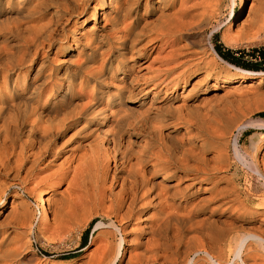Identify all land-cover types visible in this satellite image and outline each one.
<instances>
[{"label": "bare ground", "instance_id": "obj_1", "mask_svg": "<svg viewBox=\"0 0 264 264\" xmlns=\"http://www.w3.org/2000/svg\"><path fill=\"white\" fill-rule=\"evenodd\" d=\"M4 1L3 8L0 7L3 10L0 11V15L2 13L4 15L10 11L9 8H5L6 5L4 6L6 3L9 5V0ZM149 1L150 0H144V4L147 5ZM202 1L203 0H195V2H193V0H180L178 9H174L175 11L169 10L170 13H168L171 16L167 18L166 15V17L163 15L167 19L158 23L157 26L159 25V27H157L155 31H153L155 27L153 28L152 33L155 32L154 36H151V38L137 47V40L140 38L141 34L140 31H136L135 23L138 19L142 18L143 13L139 11L142 0H118V6L114 5L116 2L113 4L118 20L115 19L117 21L111 26V28L114 27L116 30L115 32L113 30L114 28L112 29L113 32H115L116 38L114 51L118 54L123 53L124 55L125 49H129V51L131 50V54L133 50L136 51L135 53L140 54L142 49H146L145 44L148 45L158 40L160 43L162 42V44L158 45V50H160L162 46L165 48L164 45L167 47V50L165 49V55H163L161 59L163 65L165 64V67H163L164 73L171 74V72H177L175 71L177 68L182 66L184 68V66H186L180 73L178 71L177 75L174 73L175 77L172 79L175 83L180 81L183 84L186 83L189 77L185 76L183 78L182 76H184L193 65H191L192 63L189 64L190 61H188V59L180 62V58L182 57L181 49L183 48L179 46L178 40L184 32L182 29L184 30V27L187 28L188 25H191L188 22L191 15L201 13L200 9L202 8L199 9V7H202L204 3V1ZM243 1L244 0H240V9H242ZM96 2L98 3V8L95 7V5L91 6L90 2L86 0L67 1V3L71 5L72 12H77L78 14L83 13L82 15H84L85 12H89L88 16L91 17L93 21L96 20L98 9L101 11V18L105 17L106 3L108 5L110 4L108 0H96ZM160 3L165 4L166 2L162 0ZM170 3L173 4V2ZM197 5H199V7H197ZM57 7H59L58 4ZM57 7H54L55 9L48 12L47 8L43 5V1L36 0L28 6H18L16 8L17 15L14 19H11V21L7 22V16H5V18L3 17V21L0 18V22H3L0 23L3 25V44L0 42V45H3L0 47V74L3 77V86H0V96L3 95V97H0V171L3 172L12 169L15 176H18L19 172H23L24 178L35 177L37 179V174L42 173V171L47 168L50 169L49 166L53 164L55 158L62 155L64 152L62 145H60V143L58 144L59 138L62 139V136L66 132L72 131L69 138L66 139V142H70V144L77 149V152L74 147V150H71V155L73 157L70 158H73L72 161L74 163L70 165V162L66 163L67 158L61 159L63 162L66 160L65 164H69V169L56 166L53 169L57 167L59 169H57L58 171L56 172L53 170V174L48 173L49 175L45 177L42 176V178L39 176L41 181H46V179L53 176L57 179L58 183L69 176L68 183L66 184L69 193L60 198L58 197L59 199L55 197L58 201L47 202V200L51 201L49 199L54 197L52 196L54 194L53 185H49L47 189H43L45 190V192L43 191L44 194H48L45 199L42 198L46 200L47 204L50 203L49 207L51 209L53 226L54 223L60 226L62 223L65 225V223L67 224V222H71V220L75 221L74 218L78 215L81 216V211L85 212L86 208L90 207V205L104 206L107 207L115 217H119L121 221L130 217L134 220L136 225H140L139 227H141V229H139L140 231L136 232L137 236L135 237L136 239H134L135 245L140 249L137 250L135 248L136 252L133 251V253H129L127 264H264V192L260 195L257 194L256 197L260 198L258 201L259 203L253 205L248 201V197H242L241 189L237 188L236 185H231L228 191L225 190V186H220L218 183V174L220 173L219 168L221 166L214 165L218 156H213V160L210 156L206 155L208 152L207 148L210 145H208L206 137L209 132L205 135L206 133H202L204 130L201 132L194 129L196 126L198 128L200 125L199 123L203 124L206 120H209L206 126L209 125L210 129V120H212L211 110H213V113L218 111V107H214V105L217 106V104H215L217 102L214 101L218 100L215 93L211 95H202L199 102L197 104L195 103L196 105L193 103L192 105L188 103L184 104L183 102V106L173 107L172 111L170 110L173 117L175 116V118L180 119L179 122L183 124L184 133L181 135V140H177L173 145H169L165 142L166 135H163L162 129H164V124L171 117L166 118V116L160 114L159 117H157L158 122L151 124L149 129L143 127L148 119H152V117L147 116L148 114H145V116L143 114L141 117L138 116L128 121L124 107H122L123 109L121 108L123 102L120 99L119 93L116 97L110 95L109 98L107 96L106 99H103L101 96L102 92L98 91L86 95L87 100L85 101L83 99V94L79 91L75 99H73L72 94L68 96V91L73 87V84L71 80L67 79L68 82L66 84H58L56 82L58 86H56L54 92L52 90L51 92L53 93H51V95L46 94V96H44L43 91L40 90L41 85L39 86L30 80L27 81V76L30 71L35 72L34 80L36 74L42 73L44 65H46L47 53L54 46L55 48L59 46L61 49L71 47L69 42H64L67 40L62 38L64 34L61 35L60 33L64 25L71 19L69 18L70 16L67 15V19L62 26L63 21L61 17H65L70 10L67 11L68 8L65 7V4L62 6L65 7V10H60ZM161 8L160 6V10ZM196 11L198 13H196ZM187 15H190V17L186 22L184 20H186L185 18ZM258 17L260 16L258 15ZM193 18H197V16ZM192 19L190 23H194L193 20H196ZM147 21L141 23L143 24V26L141 25L142 28L148 27L150 22ZM260 21L262 22L260 25L264 27V19L260 18ZM260 21L258 22L260 23ZM154 25L155 23L153 26ZM242 25L243 21H240L237 25V29H240ZM191 26H188V28ZM1 29L0 27V30ZM143 31L145 30L143 29ZM227 33L228 32L225 34L223 33L221 39L226 44H230L236 36L231 40L233 36L231 35L232 33ZM71 34L72 39L68 40H71V42L77 46L79 44V39L75 34ZM145 34V36H147L148 33ZM239 34L241 35L240 32ZM112 35L114 36L113 33ZM235 35L239 36L238 34ZM244 35L245 33L243 36ZM60 40H63V43L58 45L57 42ZM146 42L149 43L147 44ZM91 45V42H86V44L83 43L84 48H89L91 52H89L87 58H85L82 63L78 64L79 69H84V74L80 77V81H83V84L79 86L84 85V83L87 85L89 81H93L92 84L94 85L95 81L99 79L104 82L105 79H101V77H103V68L105 65L108 64L109 66L110 64L111 58L104 56V50L102 52L100 45L98 47L94 44V46ZM97 51L102 55L101 58L97 56V58L99 57L101 59V62L98 67H93L95 65H93L90 59ZM160 52L162 51L160 50ZM160 52L159 55H161ZM127 58L130 60L132 59L130 56ZM204 59L202 55L192 57L193 61L195 60L197 63L202 62L205 67V73L200 77L201 80L212 78V67L215 62L214 59ZM158 60L160 59L158 58ZM74 65L76 66V63ZM126 66L128 67V64H122L121 70L123 71ZM198 68L199 67H196L195 69L198 70ZM50 71L48 70V72ZM51 73L52 71L50 74ZM14 74L15 78L13 77ZM255 75L259 76L256 83L259 84L264 72L244 71L243 73H239L237 81L242 82L254 78L252 76ZM59 76L60 75H58V78ZM135 77L136 76L133 77V81H135ZM222 78L218 75H214L213 82L203 90L209 89L210 92H213L216 83L219 80L223 81L224 78ZM76 83L77 82H75V84ZM88 85H90V83ZM126 86L127 85H124L123 87ZM192 86H194V84H192ZM234 86L235 87L231 89V93L240 100L244 97H248L249 92L254 91L256 88V86H254L240 91L238 85ZM96 87L98 88V86ZM58 97L61 99L59 98L58 100L60 101L57 103L56 98ZM100 104H103V106L99 107L98 111L96 108ZM114 105H117V109H112ZM184 110H187V114L182 113ZM188 114L194 115L195 119L187 118V116L189 117ZM128 118L130 117L128 116ZM95 121H97L98 124H104V126L100 128V133L97 132L100 134L99 137L96 135V137H94L96 140L92 138V143L95 141V144L93 143L92 145L91 143V145L86 147L85 144L88 143L84 144V141L86 138H89L87 137L88 133L92 131L91 126ZM123 121L126 123L124 129L123 126L121 127L120 125ZM197 123L199 125H197ZM251 124L264 126V122L261 120H250L240 123L237 129H243ZM149 125L150 124H148V126ZM213 126L211 125L210 131L213 130ZM95 128L93 130H95ZM200 128L202 130L203 127ZM193 129L195 131H193ZM213 131L215 132L216 130L214 129ZM205 132L207 131L205 130ZM213 135L216 136L215 133H213ZM213 135L210 136L213 137ZM131 136H135L137 139L133 140ZM260 138V133H255L251 136V146L254 151L251 153L252 159L251 162H249V168H251V171L258 177L256 180L264 186V164L262 165L263 167L259 166L257 157L258 152L256 150V144ZM64 141L65 140H62L63 143ZM134 143H136V145ZM176 149L178 151H176ZM174 151L177 152V155ZM235 152H237V149ZM61 160L59 163H62ZM242 160L244 161V158ZM68 161H71V159L69 160L68 158ZM110 162L113 163L112 166ZM61 165L63 166V164ZM180 172L181 174H179ZM49 180H51V178ZM49 184H51V181ZM115 187H118L117 192L114 191ZM251 191L250 194L256 195L253 187ZM39 192L41 193V191ZM1 198L2 195H0V200ZM110 211L108 212L111 213ZM48 212V207L43 208L38 228L43 230L46 229L47 220L50 218ZM9 214L10 216L12 215L14 219L10 218L13 220V223L23 224V227L27 225L29 215H31L26 207L22 206L21 208H16L13 202L11 203ZM8 220L9 218L7 221ZM53 226L52 228H54ZM108 227L120 229L113 222H110ZM136 228L138 229V227ZM41 229L39 230L41 231ZM62 229L63 227H61V230ZM57 232H59L58 227ZM48 233L50 235L49 230L47 234ZM41 235L44 234L41 233ZM2 238L3 243L10 240V237L2 236ZM123 243L124 238L122 237L120 244L118 243L112 251L110 250L111 253L108 251L109 248L108 250L104 248L107 245L101 243L104 247L96 253V259L93 260L94 257L91 259L88 258V260L86 259L87 261L83 262H85V264H117L122 257L121 244L123 245ZM101 244H99V247ZM111 248L113 247L111 246ZM97 249L99 248L97 247ZM5 261H3V263ZM8 263L10 262H7V264ZM10 264H15V259Z\"/></svg>", "mask_w": 264, "mask_h": 264}, {"label": "rangeland", "instance_id": "obj_2", "mask_svg": "<svg viewBox=\"0 0 264 264\" xmlns=\"http://www.w3.org/2000/svg\"><path fill=\"white\" fill-rule=\"evenodd\" d=\"M3 1L4 0H0L1 8H3ZM35 1L36 0H9V2L11 3V4L9 3L10 6L7 3L4 4V6L6 5L5 8L6 9L9 8L10 11H8L4 15L2 13L0 15V18L3 21L5 16H7L8 17L7 22H9L11 21V19H14V17L17 15L16 8L18 6L25 7ZM42 1H43L44 7L47 8L48 12H51L53 9H55L54 7H57V4L59 6L57 8H59L60 10H65V7L68 8L67 11L70 10L69 12H67L65 17L64 16L61 17V20L63 21L62 26L64 25L67 19L66 18L67 15L70 16L69 18L71 19H69L67 24L64 25L63 27L64 31L62 30L60 31V33L61 35L64 34L62 38L67 39L64 42H69V44H71V47L61 49V47L59 46H57V48H55L54 46L48 52L49 54L47 53L46 65H44L45 70L43 69L42 73L36 74L35 80H34L35 72L30 71L29 75L27 76V81L30 80L31 82L33 81V83L35 82V84H38L39 86L41 85L40 90L43 91L44 96H46V94L51 95V93H53L54 90L56 89V86H58L57 83L66 84L68 80H71L73 87H74V88L71 87V89H69L68 96L72 94L73 99H75L79 91L80 93L83 94L84 96L83 99L85 101L87 100L86 95H89V94H92L98 91L102 92L101 96L103 99H106L107 96L109 98L110 95L116 97L119 93L120 99L123 102V105L121 106V108L124 107L125 113L130 117L128 118V116L126 115L128 121L138 116L141 117L143 114L144 116L145 114L146 115L148 114L147 116L152 117V119L151 120L148 119L147 123L143 125V127L146 129L147 128L149 129L151 124H155L158 122L157 117H159L160 114L166 116V118L171 117L164 124L165 125L163 126L164 129H162L163 135L164 136L166 135L165 142L169 145H173L175 141L181 140V137H182L181 135L184 133L183 124L179 122L180 119L175 118V116L173 117L172 112H170V110L172 111L173 107L183 106V102L184 104L188 103L192 105L193 103L194 105H196L199 102L202 95H206V94L211 95L215 93L217 95L218 100L214 101V102H217L215 103L217 104V106L214 105V107H218L217 108L218 111L213 113V110H211L212 120L210 121H211V125L212 126L214 125L213 130L215 129L216 131L215 132L213 130L210 131L211 125H210V129H209V125L206 126L209 120L208 121L206 120V122L204 121V123L206 124L199 123L201 126L197 123V125H199L200 127H203L202 130L199 126H198L199 129L197 128V126L194 129L199 130L201 132L204 130L202 133L204 134L206 133L205 135H207V133L209 132L206 137H207L208 145L209 144L210 145L207 148L208 152L206 153V155L210 156L212 159H213V156H216V155L218 156L217 161L214 162V165L221 166L219 168L220 173L218 174V183L220 184V186H225V190L228 191L230 190L231 185H236L237 188L241 189V192H242L241 195L243 198L248 197V201H250L253 205H257L259 203L258 201L260 198L259 197L257 198L256 196L257 194L260 195L261 193L264 192V186L262 183L256 180L258 179V177L255 175L253 171H251V168H249L250 167L249 162H251V159H252L251 153L252 151H254V149L251 146V136L255 133H260L261 138L259 139L260 141L259 140L257 141L256 150L258 152L257 154L258 161H259L258 164L260 167H263L262 165L264 164V126H258L257 124H251V125H247L243 129H237V126L240 123L248 122L250 120H255V121L261 120L264 122V75L261 77L259 84H256L258 77H259L258 75L252 76L254 78L247 79L242 82L237 81V80L239 77V73H243L244 71L264 72V27L260 25L262 23L260 21V18L264 19V0H244L242 9H240L241 8L240 0H203L205 5L204 3L202 4V7L201 6L199 7V5H197L199 9L202 8L200 9L201 13H198L199 9L197 8L198 10V12L196 11V13H198L197 15L193 14L194 16L191 15V18H189L190 15L186 16L185 18L186 20L184 21L187 22V19L189 18L190 20L188 19V22L192 26L188 25V26H191L189 28L188 26L187 28L184 27V30L182 29V31H184L185 33L183 32L178 40L179 46L183 48L181 49L182 57L180 58V62L188 59V61H190L189 64L192 63L191 65L193 66H191L188 72L184 76H182L183 78L185 76L189 77L188 79L189 81L187 80V82L184 84L181 81L178 83H175L172 81V79L173 77H175L174 73H176L177 75V72L179 71L180 73V71L183 70L186 66H184V68L183 66L177 68L175 70L177 72H171V74L164 73L163 67H165V64L163 65V62L161 61V59H162V56L165 55L167 47L164 45L165 48H163L162 46V48L160 49L162 52H160V50H158L157 48H158V45L162 44V42L160 43V41L158 40L151 42V43L148 42L149 44L146 42L148 45L145 44L146 49L144 50L142 49V52H140V54L135 53L136 51L133 50V53H134L133 55V53L131 54V50L129 51V49H125L127 52L125 51L124 55L123 53L118 54L116 51H114V46L116 44L115 43L116 30L114 27H113L114 29L111 28V26L118 20L117 13L115 12L116 10L114 7V5L118 6L119 4L118 0H108L110 4L108 5L106 3V6H105L106 16L103 18H101V11L98 9L95 21L91 20V17L88 16L89 12H85L84 15H82L83 13L78 14L77 12H72L71 5L67 3V1L69 2V0L67 1L63 0L64 2L62 0H42ZM86 1L90 2L91 6L95 5V7L97 8L99 7L96 0H93V1L86 0ZM164 1L166 2L165 4L160 3L162 2V0H150L148 4L145 5L144 0H142L141 5L139 6L140 13H143L142 18L138 19V21L135 23L136 31L137 32L140 31V34H141L140 38L138 39L139 41L137 40V43H138L136 44L137 47L138 45L147 41V39L151 38V36H154L155 32L152 33L153 28L155 27L153 30L155 31L157 27H159V25L157 26V24L166 20L169 16H171L169 14L170 11H175L174 9H178L179 7L180 0H170V1L164 0ZM170 2H173V4H171ZM193 2H195V0H193ZM64 4H65V7H62L64 6ZM160 6L162 7L161 10H160ZM1 8H0V11H3ZM160 11L162 13L164 12L165 14L164 13L162 14ZM166 13H168L169 15ZM257 14L260 17H258ZM163 15L164 16L166 15L167 18H165L166 16L164 17ZM195 16H197V18H193ZM192 18L196 20L194 21ZM191 19L193 20L194 23H190ZM146 21L150 22L152 26L154 23L155 25L152 27L149 24L150 26L148 25V27L142 28L143 24L141 23H144ZM240 21H243V25L240 27V29L238 28L239 29L238 30L237 25L240 23ZM258 21H260V23ZM0 23H3V22H0ZM2 26L3 25L0 24V27L2 28L0 30V39H2L0 40V42L3 44V37H2L3 27ZM112 29L115 32H113ZM143 29L145 31H143ZM63 32H66V33H63ZM226 32L232 33V34L229 33L233 35L232 37L230 35L231 40L234 39V36H236L235 39L232 40L230 44H226L221 39L223 36V33L225 34ZM239 32L241 33V35L239 34ZM256 32L258 36L256 35ZM71 33L75 34V36L78 37L79 39V44L77 46H75L71 42V40L70 41L68 40V39H72ZM112 33L114 34V36L112 35ZM145 33H148L147 36H145L146 35ZM244 33L245 35L243 36ZM248 33H249V36H248ZM149 34H150V37H149ZM235 34H238L239 36ZM86 42H89V43L91 42L92 45L94 44L97 47L100 45L102 52L104 50L103 52L104 56L110 57L111 59H110L109 66L107 64L103 68V74H102L103 77H101V79L104 78L105 79L104 82L102 80L100 81L99 79L95 81L96 84L94 83V85L92 84L93 81L92 82L89 81L90 85H88L89 83H87V85L84 83V85L79 86L80 84H83V81H80V77L84 74V71H83L84 69H81V68L79 69L78 64L82 63L85 60V58H87L89 52H91L89 48H84L83 43L86 44ZM62 43H63V40L62 41L60 40L57 42L58 45ZM1 46L3 45H0V47ZM109 47L111 49V52H110ZM218 47L220 48L221 53H226L227 50H230L231 52L230 55H232L234 58H237L239 61L242 62L240 63V66L232 63L231 61L224 59L220 55V53H218L217 51ZM106 50H107V53H106ZM159 52L161 53V55H159ZM201 55L203 59L205 58L204 60L214 59L215 61L212 67V72H213L212 78L210 77L209 79H204V80L200 79V77H202L205 73L204 71L205 67L203 66L202 62L197 63L195 62V60L193 61L192 57H198ZM93 56L90 60H92V63L95 66L93 65L92 66L98 67L100 65V62H101L100 58L102 55H100V53L97 51L95 52ZM97 56H99L100 58L99 57L97 58ZM129 56L132 58L131 60L127 58ZM158 58L160 60H158ZM75 63H76V66L74 65ZM122 64H125V65L128 64V67L126 66L123 71L121 70ZM196 67H199L198 70L195 69ZM48 70L52 71L51 73L52 75L50 74L51 71L48 72ZM158 72L160 74L162 73L163 74L160 75ZM44 75L45 77L46 76L47 77L45 78ZM58 75H60L59 76V78L61 77L60 79L58 78ZM67 75H70V76H67ZM214 75H218L221 78L223 77L224 78V79L222 78L223 81L219 80L216 83V87H214L215 90L213 92H210L209 89L203 90L208 85H210L211 82H213ZM134 76L138 77V78L135 77V81H133ZM13 77L15 78V74L13 75ZM71 78H74V79H71ZM144 78L146 79V81ZM82 80H83V77H82ZM73 81L77 83L79 82V83L75 84V82ZM192 84H194L195 87L192 86ZM124 85H127V86L123 87ZM234 85H238L240 87V91L241 90L243 91L244 89H248L254 86H256V88L254 89V91L249 92L248 97L246 98L244 97L245 99L242 98V100H240L237 97H235L233 93H231V89L235 87ZM0 86H3V77L1 74H0ZM96 86H98V88ZM120 89H125V90H120ZM52 90L53 92H51ZM0 97H3V95H1ZM59 98L60 97L56 98L57 103L58 101H60L58 100ZM102 106L103 104L102 105L100 104L99 106H97L98 109L96 108V110L99 111V107H102ZM112 109H117V105L112 106ZM182 113L187 114V110H184ZM187 118H190V119L194 118V115L190 114L189 117L187 116ZM123 122H121L120 125L121 127L123 126V129H124L126 127V123L124 122L125 123L124 124ZM96 124H98L97 121L93 122L91 126V130L94 133L90 131V133H88V136H87L89 138H86V140L84 141V144L88 143V144H85L86 147L91 145L96 135L99 137L100 134L98 133H100L101 131L100 128L104 126V124H98V125ZM148 124L150 125L148 126ZM94 128L95 130H93ZM194 129L193 131H195ZM205 130L207 132H205ZM212 132L215 133L216 136H214ZM71 133L72 131L66 132L62 136L63 137L62 139L59 138L58 144L60 143V145H62V147L64 148V152L62 153V155H59L58 157L55 158L52 164L53 166L52 165L49 166L50 169L47 168L46 170L42 171V173L37 174L38 175L37 179L35 177L24 178L23 172H19V175L15 176L13 174L14 172L12 169L7 170V171L5 170L6 172L0 171V174H1L0 175V195H2V198L0 200V239L2 238V236L8 237V238L10 237V240H8V242L3 243V238L1 239L2 241L0 240L1 241L0 243V264H4V263L7 264V262L11 263L14 259H15V264H85V262L83 261H87L88 258L91 259L94 257L93 260L96 259V253L102 250L105 244L107 246L104 248H107V250L109 248L108 251L111 253L114 247L118 245V243L120 244L122 237L124 238V243L123 245L121 244L122 257L117 262V264H127L129 253L131 252L133 253V251L136 252V249L137 250L140 249L135 245V241H134V239H136L135 237L137 236L136 232H139L140 231L139 229H141V227H139L140 225L139 226L136 225L134 223V220L130 217L123 219L121 221L119 217H115V215L107 207H104V206L90 205V207H88L89 210L88 208H86V211L85 212L83 211L84 213L81 211L83 215L82 214L81 216L78 215L79 217L77 216L76 218H74L75 221L71 220L72 223L74 222L73 224L71 222H67V224L68 223L71 224V225L68 224L69 226L66 223L65 225L62 223L60 224V226L55 223H54V226L52 225L53 224L51 220L52 214H51V209L49 207L50 203L47 204V202L56 201L61 196L69 193L67 190L68 189L67 185H66L68 183L67 181H68L69 176H67V178H65L64 180H61L59 183L57 179L53 176L50 177L51 180H49L50 179L49 178V179H46V181L44 180L41 181L39 179V176H41L40 178H42V176L45 177L49 175L48 173L53 174L54 172L58 171L57 169L61 167L62 168L64 167L65 169H69V164L71 165L72 163H74L72 161L73 158H70V157H73L71 155V150L75 149L77 152V149L74 146H72L70 142L69 143L66 142V139L69 138ZM92 133L93 134L96 133V134L93 135ZM209 134L213 135V137L210 136ZM131 138L133 140L137 139L135 138V136H131ZM62 140H65L64 143L62 142ZM93 143L95 144V141ZM134 144L136 145V143ZM69 147L72 149H70ZM236 149L238 153L235 152ZM176 151L178 150L176 149ZM176 151H174V153H176L177 155ZM68 158L69 160L71 159V161H68ZM221 158H223L224 160ZM241 158L242 159L244 158V161ZM61 159L62 160L66 159L67 162L66 160L65 162L66 163L70 162V163L65 164V162H63ZM60 160L62 163H59ZM57 163L60 165H58ZM61 164H63V166ZM110 164L111 166L113 165L112 162H110ZM65 165H68V166H65ZM56 166H60V167L53 169ZM53 170L55 171L52 172ZM179 174H181V172ZM50 181H51V184H49ZM203 183H208V182H203ZM49 185H53L54 187L53 188L54 194L52 195L54 197L49 199L51 201L47 200L46 202V200L44 199L48 196V194L45 195L44 194L45 190L43 189H47ZM252 187L256 195L250 194L252 192L251 191ZM39 191H41V193ZM114 191L117 192L118 187H115ZM12 202H13V205L16 206V208H21L22 206L26 207L29 214H31L29 215V220L25 227H23V224L20 225V224L13 223L14 219L12 215L10 216L9 214V210L11 208ZM47 207L49 211L48 216H50V218L49 220H47V224L45 227L47 230L44 228L46 230L45 232V230L38 228V227H39V220L41 218V213L43 211V208H47ZM108 211H110L111 213H109ZM6 218L7 219L9 218V220L7 221ZM10 218H12L13 220ZM110 222H113L114 224H116L117 227H119L120 229H113L111 227L109 228L108 225L110 224ZM48 224H49V227H48ZM51 225L54 228H52ZM56 225L58 227L59 232H57V227L55 228ZM50 226L52 229L50 228ZM61 227H63L62 230H61ZM134 227L137 231L134 229ZM136 227H138V229ZM66 228H67V231H66ZM39 229H41V231ZM48 230L50 232V235L49 233L47 234ZM50 230L53 232H51ZM41 233L44 235H41ZM101 243H104V245ZM99 244H101V246L103 245L102 248L101 246L99 247ZM111 246L113 248H111ZM97 247L99 249H97ZM3 261L5 262L3 263Z\"/></svg>", "mask_w": 264, "mask_h": 264}, {"label": "trees", "instance_id": "obj_3", "mask_svg": "<svg viewBox=\"0 0 264 264\" xmlns=\"http://www.w3.org/2000/svg\"><path fill=\"white\" fill-rule=\"evenodd\" d=\"M217 51H218V53H220V55L224 58V59H226V60H228V61H231L232 63H234V64H236V65H238V66H240V63H242L241 61H239L237 58H234L232 55H230V50H227V52L226 53H221V50H220V48L218 47L217 48Z\"/></svg>", "mask_w": 264, "mask_h": 264}]
</instances>
